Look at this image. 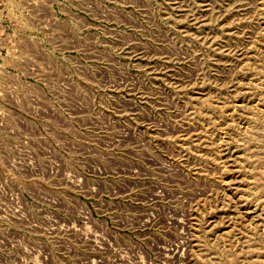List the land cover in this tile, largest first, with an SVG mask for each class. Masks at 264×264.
<instances>
[{
  "label": "rangeland",
  "instance_id": "obj_1",
  "mask_svg": "<svg viewBox=\"0 0 264 264\" xmlns=\"http://www.w3.org/2000/svg\"><path fill=\"white\" fill-rule=\"evenodd\" d=\"M0 264H264V0H0Z\"/></svg>",
  "mask_w": 264,
  "mask_h": 264
}]
</instances>
